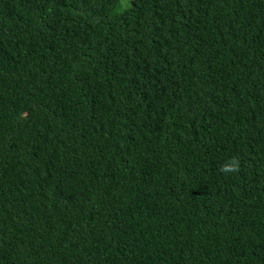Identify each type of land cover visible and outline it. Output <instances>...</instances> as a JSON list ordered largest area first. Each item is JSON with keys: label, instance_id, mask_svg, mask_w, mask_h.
<instances>
[{"label": "trees", "instance_id": "trees-1", "mask_svg": "<svg viewBox=\"0 0 264 264\" xmlns=\"http://www.w3.org/2000/svg\"><path fill=\"white\" fill-rule=\"evenodd\" d=\"M117 2L0 0V264H264V0Z\"/></svg>", "mask_w": 264, "mask_h": 264}, {"label": "clouds", "instance_id": "clouds-1", "mask_svg": "<svg viewBox=\"0 0 264 264\" xmlns=\"http://www.w3.org/2000/svg\"><path fill=\"white\" fill-rule=\"evenodd\" d=\"M232 163L228 166H221L220 171L227 175L228 173L236 172L239 170V160L236 157H232Z\"/></svg>", "mask_w": 264, "mask_h": 264}, {"label": "rangeland", "instance_id": "rangeland-1", "mask_svg": "<svg viewBox=\"0 0 264 264\" xmlns=\"http://www.w3.org/2000/svg\"><path fill=\"white\" fill-rule=\"evenodd\" d=\"M129 5V0H118L117 4L112 10V13H120L124 9H126Z\"/></svg>", "mask_w": 264, "mask_h": 264}]
</instances>
